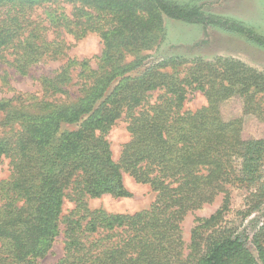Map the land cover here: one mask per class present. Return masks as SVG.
<instances>
[{"label":"trees","instance_id":"obj_1","mask_svg":"<svg viewBox=\"0 0 264 264\" xmlns=\"http://www.w3.org/2000/svg\"><path fill=\"white\" fill-rule=\"evenodd\" d=\"M37 7L44 17L33 19ZM0 9V63L20 75L65 55L61 30L76 39L94 32L102 42L95 67L92 58L69 57L41 73V97L29 94L30 102L18 98L19 104L0 98V125H17L0 135V161L7 158L11 167L0 179V264H39L59 232L63 254L54 264H264V219L250 238L227 225L205 235L229 204L228 184L252 187L244 215L264 202V138L242 133L246 117L264 121V73L221 56L190 60L182 76L176 66L186 61L179 58L170 59V70L159 62L137 75L126 73L139 61L124 62L157 43L164 16L240 33L262 46L263 35L177 0H0ZM74 76L77 97L60 99ZM189 90H199L205 104L183 109ZM231 97L241 99V113L225 118L221 105ZM120 117L129 139L114 160L105 134ZM66 123L77 128L63 130ZM125 173L155 193L148 207L109 213L87 206L86 195L128 196ZM219 193L220 207L196 218L185 254L181 222ZM65 197L74 206L63 213Z\"/></svg>","mask_w":264,"mask_h":264},{"label":"rangeland","instance_id":"obj_2","mask_svg":"<svg viewBox=\"0 0 264 264\" xmlns=\"http://www.w3.org/2000/svg\"><path fill=\"white\" fill-rule=\"evenodd\" d=\"M186 4H195L202 7L206 12L223 15L229 18L241 20L247 26L252 27L256 32L264 36V0H177ZM63 11L69 13L71 5L63 3ZM43 8L37 7L31 17H44ZM1 12V9H0ZM48 25L47 22L44 23ZM53 28L48 29L47 38L51 39L56 34ZM161 36L157 43L148 49H143L136 53H129L124 58V62L139 64L126 75H137L143 65L153 63H166L163 69L170 70L172 62L170 59L179 58L186 62L179 63L176 69L180 75L184 74V68L190 64V60L203 59L212 61L216 57L235 58L243 61L247 65L264 73V46L248 40L240 33L227 31L217 26H203L199 23L185 22L178 19L163 17ZM60 37L66 42L65 55L61 58H46L33 65L29 75H20L6 63H0V75L6 72V80L0 76V98H13L12 103L19 104L18 98L23 99V103L30 102L27 98L29 94L37 97L43 95L38 76L43 73H49L59 67L69 57L82 59L84 57L92 58L91 65L96 66V59L102 49V42L98 34L90 32L84 37L76 39L71 34L61 30ZM77 69L73 74L77 73ZM77 77L74 76L72 85L69 86V93L60 96V99H75L78 95V85L75 84ZM153 92L150 101L156 97ZM48 98V97H46ZM206 99L199 90H189L183 104V109L194 110L205 104ZM242 102L239 97H231L225 100L221 105V110L225 118L240 114ZM4 114L0 112V121ZM127 122L124 117H120L106 132L105 138L109 142L112 157L117 160L121 154L123 144L129 139V132L126 129ZM0 125V135L10 126ZM17 126V125H16ZM77 124H63L62 129L73 130ZM243 137L264 138V121L253 116L246 117L243 126ZM10 165L8 159L0 161V179L7 178L10 174ZM264 169V164H263ZM124 184L129 191L128 196L115 197L110 194H103L98 197L86 195L84 201L90 209H102L109 213H133L146 208L153 201L155 193L148 184L138 183L128 174L123 176ZM230 190L229 204L221 215L219 221L206 229L205 235L213 236L217 230L223 226H233L239 233L245 232L250 238L256 229L261 225L264 219V202L257 210L244 215V210L248 207V198L251 194V186L243 182H234L228 184ZM69 188L66 190L68 191ZM223 193L216 195L210 203L202 205L200 208L188 212L181 222L182 237L184 240V253L188 252L186 248L190 243V234L192 227L197 223V217H207L214 213L221 205ZM74 206V201L64 198L63 213ZM62 228V226H60ZM63 254V234L59 232L46 255L39 260V264H54Z\"/></svg>","mask_w":264,"mask_h":264}]
</instances>
